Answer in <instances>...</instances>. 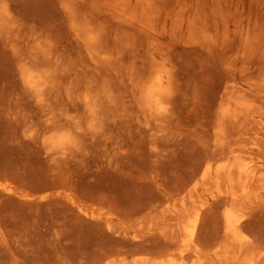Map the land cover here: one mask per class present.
Here are the masks:
<instances>
[{
	"label": "rangeland",
	"instance_id": "obj_1",
	"mask_svg": "<svg viewBox=\"0 0 264 264\" xmlns=\"http://www.w3.org/2000/svg\"><path fill=\"white\" fill-rule=\"evenodd\" d=\"M107 3L0 0V264H238L231 206L264 251V0Z\"/></svg>",
	"mask_w": 264,
	"mask_h": 264
},
{
	"label": "bare ground",
	"instance_id": "obj_2",
	"mask_svg": "<svg viewBox=\"0 0 264 264\" xmlns=\"http://www.w3.org/2000/svg\"><path fill=\"white\" fill-rule=\"evenodd\" d=\"M133 3H135V4L136 3H142V5H143L142 12H143V11H146L147 7L150 6L151 0H108L107 5H110V7L112 6L114 8L117 7L120 12L125 13V11L127 9H129L133 5ZM212 4H214V2H212ZM210 9H212L214 11V14L217 13L215 11V8L210 7ZM123 15L126 16L127 14H123ZM126 17H127L126 19L133 20L132 15L128 14V16H126ZM215 26H217V28H218L219 22L216 23ZM75 29H76V32L79 35V37H82L80 29H78V28H75ZM87 39H88L87 42L93 43L95 36L93 34L89 33ZM168 85H169V79H168V76L166 75L165 71L163 69H156L154 71V73L152 74L150 80L148 81V83H146L144 89L142 90L144 105L148 109H153L154 107H156V108L160 107L163 104V98H164V95L166 94V92L168 90ZM232 90L234 91L233 88H232ZM227 93H229V92H227ZM239 101H240V99H238V102ZM234 116H236V118H237L236 114H233L232 117H234ZM242 138L243 137H241V139ZM238 141H241V140H238ZM236 144H238V143H236ZM233 148H234V146H233ZM240 149H241V147H240ZM236 151H237L236 149H233L232 153L236 152ZM230 152L231 151H229V153ZM238 157H239V155H236V161L234 163H231L228 166L227 170H224V168H223L224 166H222L223 169H221L223 171L222 173L226 174L225 177L227 178V181L230 183V185H232V188L235 185L234 175L238 172L242 173V172L248 171V166H247L248 164L238 163L237 162L239 160ZM249 171H248V173L251 172V171L250 172ZM221 176H222V174H221ZM226 178H225V180H226ZM244 182H245V179H244ZM248 188H249L248 186L244 185L243 189H244L245 194L248 192ZM235 204H232V205H235ZM233 207L234 206H231L227 211L225 210L226 214L224 212V214H225V220H224L225 222L224 223H225L226 233L229 237V238H227V239H229V242L224 245V249H222V250H220V252H218L219 255L225 259L226 258L227 259H233L234 261L238 262V264H264V251H260L258 253L253 252V251H248V248L250 247V242L246 240L244 235H242V225L243 224L240 223V221H239L240 219H239V216L237 214V210H236V208H233ZM195 225H196V220L194 219L191 222V224H188V226L185 225L184 228L187 232L192 234V232L195 228ZM227 239H226V241H227ZM219 245L221 246V243Z\"/></svg>",
	"mask_w": 264,
	"mask_h": 264
}]
</instances>
